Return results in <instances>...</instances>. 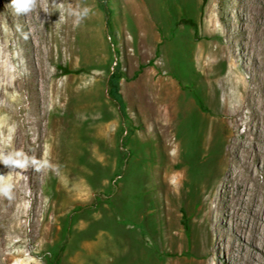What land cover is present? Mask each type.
<instances>
[{
  "label": "rangeland",
  "instance_id": "rangeland-1",
  "mask_svg": "<svg viewBox=\"0 0 264 264\" xmlns=\"http://www.w3.org/2000/svg\"><path fill=\"white\" fill-rule=\"evenodd\" d=\"M137 1L37 0L34 10L17 14L10 0H0V62L11 71L20 65L34 85L45 71L48 86L58 87L53 101L47 90L41 97L25 91L31 106L23 110L11 96L24 91L16 90L7 110H0V123L4 119L9 127L0 159L16 152L27 161L22 168L0 163L5 166L0 181L13 184L11 198L0 194V264H245L247 254L254 255L255 264H264V199L259 192L264 188L249 180L252 172L264 184V102L241 99V114L227 121L224 125L232 130L223 132L225 116L214 113L209 74L197 72L202 62L218 63L213 52L227 44L245 78L254 85L264 80L263 72H251L260 63L264 43L258 39V23L249 27L239 19L248 12L255 21L263 4ZM229 5H241L238 17L225 15ZM68 6L73 21L68 52L58 50L56 42L47 52ZM84 9L88 14L79 17ZM229 17L233 26L226 24ZM144 19H149L154 41L139 46L140 38H149L147 30H138ZM58 36H66L62 25ZM217 65L225 72L229 60ZM115 72L122 76L125 116L110 96ZM150 79L168 80L182 93L164 102L172 111L176 144L170 149L150 119ZM223 135L231 137L230 145L225 146ZM223 160H232L228 173L235 176L221 196L220 222L214 223L206 216V204L225 170ZM168 171L171 184L178 172L184 173L169 194L158 185ZM251 191L261 203L256 222L240 199ZM250 230L255 233L251 239L244 233Z\"/></svg>",
  "mask_w": 264,
  "mask_h": 264
},
{
  "label": "bare ground",
  "instance_id": "bare-ground-1",
  "mask_svg": "<svg viewBox=\"0 0 264 264\" xmlns=\"http://www.w3.org/2000/svg\"><path fill=\"white\" fill-rule=\"evenodd\" d=\"M123 1L132 2V3L134 2L135 3L137 0H123ZM256 1L261 3V4H263L262 7L260 6L259 8H257V14L256 15H258V16H257L256 20L253 21L249 17L250 13L248 14L247 11H246L247 12V14H246L247 17H241L239 19L245 20V23H244L245 26L248 25L249 27L250 26L253 27L252 23L253 22H257L258 23L257 32H259V38L258 39L259 40L260 39L264 40V0H256ZM234 6L233 5H229L228 7L224 8L223 12L225 13V15L230 16L231 14L234 13L235 14L234 16L238 17V9L241 7V5H238V6L234 5ZM57 9H58V6L56 4L50 6V15H49L50 19L47 20L48 22H50V24H52V22L54 21L53 20V16H54V14H55ZM71 11H72V7L68 6L66 8V16L64 15L66 18L64 20H62V21H58L57 22V26L54 28L53 33L51 35L52 44L51 45L49 44V45L46 46L47 52H50V51L53 50V48H54L53 42L57 43L58 50H61L62 48H64V50L66 52H68V37L67 36L70 33L69 32L70 31V24H71V22L73 23V21H71V17H72L71 16ZM148 20L144 19V20H141L139 22L138 30L141 31V30L145 29V30H147L148 35H149V38L146 39V40L141 39V38L139 39V41H138V43H139L138 45L139 46H141V45L142 46H146V45H149L152 40L154 41V38L152 37L151 25L148 22ZM232 23H233V20L230 19V17H229V22L226 23L227 26L232 25ZM61 25L63 26V28L64 27L66 28V36L63 37L62 39H60L59 36H58L60 34V26ZM71 25H73V24H71ZM236 28H238V27H236ZM214 29H215V31L220 30V28H218V27H215ZM226 32H227V30H226ZM2 34H3V31L0 29V36ZM6 37H7V35H6ZM20 43L22 44V41H20ZM48 43H49V41H48ZM234 54L235 53H234V50L232 48H230V51H228V45L227 44L225 46H222L221 48H218V49L214 50L212 57L219 58V62L218 63H221V64L224 63V62L226 63V61L229 60V68L225 72H222L219 69L218 65H217L218 63L215 62V61H212V60H208L207 63L206 62H202L203 64L201 63L200 69L197 70V72H199V74L201 76H203V77H206L205 76L206 73L209 74L207 76V79H208V84L210 86L209 87L210 88V92H208V93H209L210 99H212V101H213L214 113L216 114V116H220V115L225 116V118H222L223 119V125H221L222 129H223V132H225V131L226 132L227 131L230 132V130H232V128H231L232 125H224V124H226L227 121H233V118L235 116H238L239 114H241L242 109H243V106L241 105L242 102L240 103L241 99H243V100L246 99L248 102H250V101H253V100H256L257 98H259L260 100H262L264 102V80L261 79L259 81V83L254 85L251 82V79L245 78L243 76V74H242V71H241L242 66L239 67L237 62L233 60L234 57H235ZM259 54L261 55L260 61H257L258 63L260 62L258 64L259 66L255 65L256 66L255 69L251 68V72L253 74H257L259 72H263L264 73V43L262 44V46H260ZM15 62H16V60L14 58V62L13 63H15ZM254 62H256V60ZM159 67H160V64H159ZM44 73H45V71H43V72L41 71L40 72V74L42 75V79H41V81H39L37 84L34 85L32 83V81H30V76L25 74L24 70L20 67V65L16 66L15 69L11 71L9 69V65H7L5 62H0V100H2L1 109L0 110H2L3 112H5L7 110V108H8L7 100H8V98L10 99V95L15 93L16 90H19V91L23 90L24 91L23 94L15 93V95L11 96V97H15L16 98L15 100L17 102H19L20 104H23L22 105L23 107L21 108V110L25 109L28 106H31L30 99L29 98L24 99L25 94L28 97V93L25 92V91H30V93L34 92L35 96L41 97V94H43V92H45L47 90L48 93L50 94V97H51L52 101H53L55 96H56L54 93H55V91H56V89L58 87L56 86V84H53V83L52 84L50 83L49 86H48V84H47L48 79H47V77L45 76ZM258 76H260V75H258ZM20 78H22V80H20ZM148 90H149V95H150V105H149V111H150L149 113H150V116H151L150 119H152V123L155 126L159 127L162 130V132H163L162 136L164 138L165 147L166 148L168 147L170 149V147H172L173 144L175 143V140L172 141L173 139H171V137H172V135H171L172 134L171 133V122H172L171 121V113H172V111H171V109H169L170 107L169 108L166 107L167 105L164 106V102H166V99H167L168 96H173L176 99V98L181 97L182 93L177 90L176 86L173 83H171L168 80L164 81L163 79H159L158 81H156L154 79H150L148 81ZM168 100L170 101V98ZM169 106H170V104H169ZM26 118L27 117L24 116V118H22V119L25 120ZM22 121L23 120H21V123L24 124L25 121H23V122ZM8 130H9V127H8V125L6 124V122L3 119L1 121V123H0V135H1L0 136V151L1 152L2 151L4 152L5 148H6V138L5 137H6L7 133H8ZM20 138L21 137H17L18 142H20L19 141ZM223 138H224V135H223ZM224 142H225V146L230 145L231 137L225 136ZM12 152H13V150H12ZM10 153L9 152H5L3 158L5 156H8V155H13V154H10ZM169 161H171L174 166L179 165V163H177V160H169ZM223 162H224V166H225L224 169L225 170H223V174H221V176H220L221 178L215 184L214 190L211 191V193L209 194L208 202L206 204L207 205L206 206V209H207L206 216L208 218H210L211 221H213L214 223L220 222V218L219 217L224 213L223 205H222V202H221L222 201L221 200V196L223 194L226 195L227 194L226 192H229L228 189H230V188H228V186H229L230 182L232 181V175L235 176L234 174H231V173L229 174L228 173V170L231 167L232 160H223ZM221 166H222V162H221ZM0 168L4 169L5 166L0 165ZM170 170H171V167H170ZM165 173H166L165 176H163V175L159 176L158 185L163 187L164 188V192H166V193L168 192L167 194H169L170 192L174 191L177 188L178 184L182 181L184 173L182 174L181 172H178L174 176L176 178V180H177L175 184H173V183L171 184L170 181H169V178L171 177V175H169V171L165 172ZM256 177H255V173L251 172L250 176H249V180L253 183V186H258L261 189H263L264 188V184H258L257 180H256ZM261 191L262 190H260L259 192H260V194H262V198L264 199V193H262ZM246 195H248V196H246ZM257 197H258V195H257ZM240 199L242 200V203H244L247 206V207L245 206L246 207L245 208L246 211H248V210L250 211L249 214H250L251 221L253 220L252 222H256L257 221L256 219L258 218V214H259L258 213V208H259V205H261V203L259 202L260 200H258V198H256V196L253 194V191H251L249 193L241 194ZM2 216H4V212L0 211V218ZM244 233L250 239L255 235L253 230H250L249 232L244 231ZM252 241H253V239H252ZM234 248H233V250H234ZM253 256L254 255H252V254H247V256L245 257V264H255V263H257V262L254 263L255 259H254ZM258 256H257V258H258ZM259 264H260V262H259Z\"/></svg>",
  "mask_w": 264,
  "mask_h": 264
},
{
  "label": "clouds",
  "instance_id": "clouds-1",
  "mask_svg": "<svg viewBox=\"0 0 264 264\" xmlns=\"http://www.w3.org/2000/svg\"><path fill=\"white\" fill-rule=\"evenodd\" d=\"M11 7L15 10L17 14H27L34 10L37 7V0H10ZM61 19V11H59ZM88 14V10L84 9L79 13V17L86 16ZM19 153H15L13 155L5 156L3 159H0V163L9 166V167H25L27 161H22ZM13 184L10 181H0V194L11 198L12 196Z\"/></svg>",
  "mask_w": 264,
  "mask_h": 264
},
{
  "label": "trees",
  "instance_id": "trees-1",
  "mask_svg": "<svg viewBox=\"0 0 264 264\" xmlns=\"http://www.w3.org/2000/svg\"><path fill=\"white\" fill-rule=\"evenodd\" d=\"M121 74L118 72L113 73L110 76L109 79V86H110V96L119 102L121 111L123 115L125 116V106H124V101L123 97L121 95V87H120V79H121ZM186 218L184 217V223L186 224Z\"/></svg>",
  "mask_w": 264,
  "mask_h": 264
}]
</instances>
